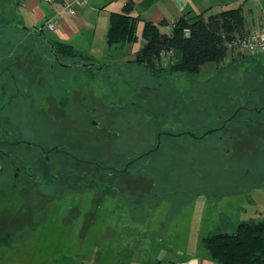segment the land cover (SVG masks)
<instances>
[{
  "label": "rangeland",
  "instance_id": "rangeland-1",
  "mask_svg": "<svg viewBox=\"0 0 264 264\" xmlns=\"http://www.w3.org/2000/svg\"><path fill=\"white\" fill-rule=\"evenodd\" d=\"M15 3L16 0H0V48L4 49L0 66L7 62L4 53L10 54L14 48L46 51L43 55H22L23 60L41 61L44 57V71L37 72L39 86L33 82L27 86L26 111L9 108L0 115V140L10 143L3 149L34 176L27 177L23 172L19 179L15 178V166L4 159L0 178V264H49L64 256H109L112 260L117 240H132V236H123L117 229L140 226L139 222L151 223L146 228L155 226V231L162 225L189 226L192 231L188 239L193 242L201 224L211 233L234 234L242 222L264 219V110L257 112L264 109V55L236 59L231 53L221 71L199 74L171 73L137 63L125 66L121 64L124 60L116 61L118 69L97 71L82 65L71 67V58L62 59L70 67L54 62L52 69L46 42L28 40L26 44L22 35H10ZM122 47L111 51L110 56L123 58L129 49ZM19 56L15 54L10 64L15 66ZM171 58L163 59V68ZM6 72L8 75L0 70V100L7 101L12 95L15 106L19 97L16 88L11 87L13 81L9 80L5 90L2 87L10 74ZM27 75L26 84L32 79L31 72ZM32 90H36V96L31 95ZM90 100L103 101L104 112L86 115L91 111L80 108V103ZM241 102L251 103L257 110L245 114L254 122L218 131L207 141L189 138V134L204 135L207 128L224 124ZM88 117L110 126L114 132L124 126L139 144L129 150L128 144L113 136L98 143L89 138L88 144L83 135L76 134L98 132L88 124ZM165 133L185 136L173 138ZM160 136L159 151L133 167L141 169V173L130 175L132 180L138 177L134 179L137 187L127 179L132 173H126L122 182L120 174L107 172L108 167L124 168L130 156L137 157L157 147ZM33 144L45 149L56 144L82 159L83 154L89 161L76 162L64 153L53 152L49 162ZM99 157L104 170L90 163ZM60 158L69 159L66 167L53 171L52 164ZM47 166L49 173L45 176ZM63 174L67 181L43 182L45 177ZM90 180L114 189L100 188L102 192H98ZM25 198L37 208L28 210ZM161 239L163 236L150 245Z\"/></svg>",
  "mask_w": 264,
  "mask_h": 264
},
{
  "label": "crops",
  "instance_id": "crops-1",
  "mask_svg": "<svg viewBox=\"0 0 264 264\" xmlns=\"http://www.w3.org/2000/svg\"><path fill=\"white\" fill-rule=\"evenodd\" d=\"M127 4H132L134 8L132 16L137 18L139 41L135 44L125 45L127 48L122 47L130 51L127 50V54L123 58H115L110 56V53L111 51L120 50V47H110L108 45L111 17L114 13L122 12L123 7ZM14 7L16 9L11 10L10 23L12 25L9 31L10 35H14V38L19 34L22 35V42L25 41L26 44L28 40L36 43L39 41L46 42L49 50L53 49L55 44L70 46L78 54L89 57L90 62H94L98 66H101L100 62H103L108 65L104 69L112 70L113 68L118 69L116 61L124 60L121 64L125 66L135 64L133 61H135L136 53L144 46L141 36L145 23L159 26L162 33L169 35L172 33L176 22L188 14L192 16L204 14L208 18L218 16L227 10L240 9L243 14V25L241 32L236 35V37H239L248 35L255 26L264 22V0H16ZM68 8H74L76 14L70 15ZM55 20L58 21V33H51L43 28L48 21ZM1 50L4 49L0 48V53ZM10 51V54H7L9 51L4 53L7 62L5 65L0 66V70L3 69L5 75H8L6 70L10 72L8 81L3 80L2 87L5 90L9 80L13 81V84L10 83V85L13 89L16 88V97L19 98L15 106H13L15 101L12 95L8 96L7 101L5 99L4 101L0 100L3 103L0 105V115L7 112L9 108L20 113L26 111L24 98H26V94H29L27 86H30L29 82L39 86L37 72L44 71L43 56V60L40 56L41 61H39L38 58L23 60L22 55L24 52L26 56L35 55L36 52L43 55L46 51L45 48L43 50L36 48L30 51L27 47L24 50L21 46ZM13 51L15 54L20 55L15 61V66L10 64L14 62L13 57L15 54ZM231 53L236 59L248 56L239 51H229L228 56L232 55ZM8 56L10 58H7ZM165 58L170 60L171 57L168 55ZM0 59L3 60L2 56H0ZM229 63H232L231 60ZM104 69H97V71ZM216 70H218L217 65L214 62H208L201 67L200 72L207 73ZM27 72H31L32 79L26 84ZM6 91L10 93L9 88ZM36 93V90L31 91L32 96H36ZM2 173H4V159L0 156V178ZM25 199L28 210L33 211L37 208L35 205H29L32 204L29 198ZM140 217L141 214L135 220ZM139 223L140 226L136 224L124 225L117 229V231L120 230L123 236H132V240L125 241V238L122 239V237L118 239L116 257L112 260L109 259V256L99 259L94 256L67 259L64 256L63 258L52 259L49 264H220L211 259L203 248V239L214 234L211 231H206L204 224L200 225L196 239L190 242L188 237H190L192 229L190 230L189 226L182 224L175 226L162 225L155 231V226L146 228L151 223H147V225ZM130 228L132 230L128 231ZM161 236H163V239L160 242L150 245L152 241H158ZM166 238L171 242L166 241ZM98 247L101 246L96 245L95 248Z\"/></svg>",
  "mask_w": 264,
  "mask_h": 264
},
{
  "label": "trees",
  "instance_id": "trees-1",
  "mask_svg": "<svg viewBox=\"0 0 264 264\" xmlns=\"http://www.w3.org/2000/svg\"><path fill=\"white\" fill-rule=\"evenodd\" d=\"M133 9L132 4H127L122 12L112 15L108 33L110 47L139 41ZM242 25L240 9L208 18L204 14H188L176 22L169 35L162 33L159 26L145 23L141 36L144 46L136 53L134 62L141 66L154 64V68L159 65L160 71L188 74H199L204 64L214 62L221 71V65L228 58V45L241 32ZM55 46L64 55L77 56L70 46ZM169 54L172 55L171 61L163 68L162 61ZM248 121L244 120L243 124ZM254 121L251 119L250 123ZM202 244L208 256L220 264H264V219L242 222L234 234H211L203 239Z\"/></svg>",
  "mask_w": 264,
  "mask_h": 264
},
{
  "label": "flooded vegetation",
  "instance_id": "flooded-vegetation-1",
  "mask_svg": "<svg viewBox=\"0 0 264 264\" xmlns=\"http://www.w3.org/2000/svg\"><path fill=\"white\" fill-rule=\"evenodd\" d=\"M18 26V25H16ZM49 52L51 53V56H52V63H53V66L51 67L52 69L55 68L54 66V62H58L60 65L62 64L63 67H66L67 68V63H63L62 62V59L65 58H71L72 61L71 63L73 62V65L72 67H75L77 65H82L84 66L85 68H98V69H104L106 67H108V65L106 64H102L101 66H98L96 63L94 62H90V59L87 60L84 59L85 56L82 55V54H78L77 53V56H72V55H64L62 54L60 51H58V49L56 48V46L54 45L53 49H50ZM81 57V58H80ZM258 57V56H257ZM70 63V64H71ZM75 64V65H74ZM88 65V66H86ZM59 66V65H58ZM154 68V67H152ZM160 69V68H159ZM158 69V70H159ZM134 96V95H133ZM105 98V97H103ZM103 101L101 102H98L96 100H90V102H84V103H80V108L83 107H88L87 110H90L91 113H86V115H90V114H93V113H99V114H102L105 110V105L102 103ZM139 107V106H138ZM254 107H252L251 103L247 104L246 102H241L235 109H234V113L231 115V117L227 120H225L226 122L220 126H213V127H209L207 129V132L203 134H197V133H192V134H189V138L191 139H194V140H197V141H207L211 135H215L218 131H228L229 128H232L234 125H243V122L244 120H251L249 118V116H245L246 113H250V112H255L257 111ZM258 111H261V110H258ZM257 111V112H258ZM90 120L88 121V124L91 126V127H94V128H97V131L95 134H87L84 133L83 131L82 132H77L76 134L77 135H80V136H84V140L89 144V138H91V140L94 138L95 139V142L98 143L97 141H99L100 139L102 138H108L109 136H113V138H118L120 139V142H125L126 144L129 145V150H132L133 147H134V144H139V141L136 139V136H134L133 134H131V132L129 131H126L124 129H126L124 126L117 129L116 132L113 131V129L109 128L110 126L108 125H104V123L101 125V123L99 121H97L96 119H92V117H88ZM124 123V122H123ZM118 124H121L122 126V122H117L116 125ZM163 134V133H162ZM165 134H168L169 136L173 137V138H178V137H183L185 136V134L181 133V135H174L173 133H165ZM94 135V136H93ZM159 139V145L152 149H149L147 150L146 152L142 153V154H137V157L136 156H130V159L128 160V162L125 163L124 165V168L122 169H118L117 167H112V168H106L107 172L111 174V171H114V173H118L120 174V180H122V182L124 181L126 175L128 173H132V174H129L127 176V179H131L132 180V176L130 175H134V174H139L141 173V169L140 167H138V169L134 170L133 167L134 165H136V163L139 161V160H142L143 158L145 157H148V156H152V154L156 151H159L160 149V146L162 145V142L160 141L161 139V136ZM5 144L7 145H10V143H8L7 141L5 140H0V156L3 157V159H5V161L9 162L10 165L12 166H15V173L17 174V179H19L20 175L23 174V172H26L27 174H25L27 177H34L32 176L26 168H24L22 165L20 164H17L16 161L14 160L16 157L13 156L12 154H9L5 149H3V145L5 146ZM28 144V143H27ZM105 145V144H104ZM34 148H37L43 155V159L46 158L47 161L51 162V154L53 152H56L58 155H60V153H64L66 155V157H69V158H72L74 159L76 162H85V163H88V159H85L84 158V155H82L83 159L77 155H75L74 153H70V152H67L63 149H61L59 146H57L56 144L53 145L50 149H45L43 147H40V146H37L35 144H33ZM85 146V145H84ZM111 146H114L113 143H111ZM132 146V147H131ZM81 150H83L81 147H83V145L81 146H78ZM87 148V147H86ZM132 155V152L130 153ZM62 156V155H61ZM13 158V159H12ZM69 160V159H68ZM68 160L67 158H64V159H57L55 163L52 164L53 166V171H56L57 167H62V168H65L66 167V163H68ZM63 161V162H62ZM67 161V162H66ZM101 160V158L99 157L97 159V161H93V162H90V163H96L98 167H101V169H105L103 166H101V164L99 163ZM48 167V166H47ZM109 169H112V170H109ZM143 169V168H142ZM110 171V172H109ZM49 173V167L47 169V172L45 173V176L48 175ZM127 173V174H126ZM67 176L66 174H63L61 176H49V177H45L43 181L44 183H55L56 180H64V181H67L66 177ZM87 176V175H85ZM86 178V177H85ZM137 179L138 177H134L132 182L133 184L135 185V187H137V183L134 179ZM16 179V181H17ZM93 185H95V188L98 190V192H102V189H105V190H108V189H114V187H101L99 186L98 182L97 181H91ZM69 184V183H68ZM86 186H89V184H87ZM139 186V185H138ZM134 187V189L136 190V188ZM93 188V186H92Z\"/></svg>",
  "mask_w": 264,
  "mask_h": 264
},
{
  "label": "built area",
  "instance_id": "built-area-1",
  "mask_svg": "<svg viewBox=\"0 0 264 264\" xmlns=\"http://www.w3.org/2000/svg\"><path fill=\"white\" fill-rule=\"evenodd\" d=\"M67 10L70 15L76 14L74 8H68ZM60 16H62V14H60ZM43 28L51 33H58V21H48ZM228 47L229 51H239L250 57L264 55V22L255 26L248 35L235 37L231 43H229Z\"/></svg>",
  "mask_w": 264,
  "mask_h": 264
},
{
  "label": "water",
  "instance_id": "water-1",
  "mask_svg": "<svg viewBox=\"0 0 264 264\" xmlns=\"http://www.w3.org/2000/svg\"><path fill=\"white\" fill-rule=\"evenodd\" d=\"M75 65V64H74ZM86 66H88V65H86ZM155 65L154 64H151V65H147V67H154ZM67 67H70V66H67ZM72 67V66H71ZM156 68L157 69H159L160 68V66L159 65H156Z\"/></svg>",
  "mask_w": 264,
  "mask_h": 264
}]
</instances>
